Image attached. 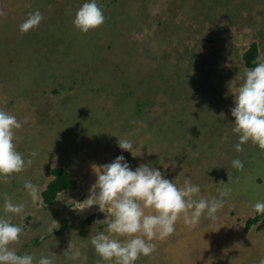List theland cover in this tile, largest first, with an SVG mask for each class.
<instances>
[{"label": "rangeland", "instance_id": "374dc122", "mask_svg": "<svg viewBox=\"0 0 264 264\" xmlns=\"http://www.w3.org/2000/svg\"><path fill=\"white\" fill-rule=\"evenodd\" d=\"M84 2L0 0V109L21 122L16 150L31 160L0 177V216L23 230L10 247L33 264L42 255L53 264H112L90 243L107 234L104 215L97 206L74 208L96 179L92 165L123 155L133 169L156 167L177 187L190 177L205 199L230 189L215 220L202 216L190 227L179 218L135 264H259L264 217L248 231L244 224L264 201V150L250 141L235 150L230 109L243 53L256 43L264 60V0H97L105 21L82 33L72 20ZM36 10L42 22L21 33ZM117 137L140 155L119 149ZM237 158L240 170L231 165ZM56 168L72 172L79 186L47 206L42 193ZM25 181L40 189L39 202ZM5 198L24 204L23 212L4 213Z\"/></svg>", "mask_w": 264, "mask_h": 264}, {"label": "clouds", "instance_id": "9594fccd", "mask_svg": "<svg viewBox=\"0 0 264 264\" xmlns=\"http://www.w3.org/2000/svg\"><path fill=\"white\" fill-rule=\"evenodd\" d=\"M42 20L39 10L31 12L19 24V31L28 32L38 27ZM104 21L105 16L97 0H85L76 10L72 23L80 32L87 33L100 27ZM254 65L243 70V82L232 92L234 106L230 114L235 118L232 132L238 134V142L234 145L237 152L249 141L264 150V60L257 58ZM21 127V122L14 115L0 109V177L19 173L31 164V160H25L16 150L18 137L15 133ZM117 146L133 157L140 155L134 154L135 146L126 138H118ZM231 165L237 170L243 168L238 158L233 159ZM65 171L76 180L72 172ZM92 171L96 179L89 187V195L79 208L74 209L97 206L104 215L101 222L107 225V234L97 233L91 237L90 243L101 260L112 264H135L139 256L151 255L155 251L151 241L171 235L181 217L190 227H195L202 216L215 220L216 213L223 206V198L230 192V189L218 190L219 196L212 199L199 197L200 186L193 184L190 177H185L183 186L177 187L156 167L139 164L133 169L123 155L116 156L109 163L92 165ZM24 189L33 204L40 201V189L36 185L25 181ZM2 209L6 214L20 215L24 204L5 198ZM146 209L152 212L146 213ZM253 210V218L259 217L258 222L262 220L264 201H257ZM249 229L245 227L246 231ZM22 231L19 225L0 216V264H33L32 255H18L10 247L18 243ZM68 250H71L70 246ZM72 255L76 258L80 253L77 250ZM36 264H53V261L42 255ZM259 264H264V258Z\"/></svg>", "mask_w": 264, "mask_h": 264}, {"label": "trees", "instance_id": "16d2710c", "mask_svg": "<svg viewBox=\"0 0 264 264\" xmlns=\"http://www.w3.org/2000/svg\"><path fill=\"white\" fill-rule=\"evenodd\" d=\"M162 22H159L158 25H161ZM259 58V49L256 43H253L244 53H243V61L246 68L254 67V61ZM53 180L50 181L45 190L42 193L43 203L47 206H51L54 203V200L57 198L58 194L67 190H75L78 188V183L72 175L66 172L64 169L56 168L52 171ZM263 215V214H257ZM259 218V217H258ZM257 218V219H258ZM256 218L249 219L246 221L247 226H253L258 223ZM262 227V225H259ZM249 227H246L248 229ZM67 228L63 227V230Z\"/></svg>", "mask_w": 264, "mask_h": 264}, {"label": "flooded vegetation", "instance_id": "af4514ba", "mask_svg": "<svg viewBox=\"0 0 264 264\" xmlns=\"http://www.w3.org/2000/svg\"><path fill=\"white\" fill-rule=\"evenodd\" d=\"M245 227H247V225H245ZM249 228H250V226H249Z\"/></svg>", "mask_w": 264, "mask_h": 264}, {"label": "water", "instance_id": "95a60500", "mask_svg": "<svg viewBox=\"0 0 264 264\" xmlns=\"http://www.w3.org/2000/svg\"><path fill=\"white\" fill-rule=\"evenodd\" d=\"M246 225V222H245V224H244V226Z\"/></svg>", "mask_w": 264, "mask_h": 264}]
</instances>
